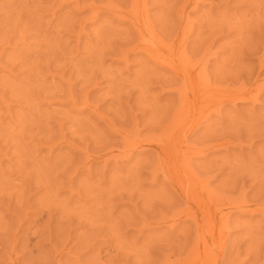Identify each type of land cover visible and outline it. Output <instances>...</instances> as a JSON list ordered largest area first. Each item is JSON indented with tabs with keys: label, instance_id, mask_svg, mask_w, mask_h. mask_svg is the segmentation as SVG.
Listing matches in <instances>:
<instances>
[{
	"label": "rangeland",
	"instance_id": "1",
	"mask_svg": "<svg viewBox=\"0 0 264 264\" xmlns=\"http://www.w3.org/2000/svg\"><path fill=\"white\" fill-rule=\"evenodd\" d=\"M108 1L130 10L131 0H0V264H182L194 254L195 263L207 254L216 264L217 249L199 252L194 223L174 216L184 203L147 165L156 160L154 149L132 145L152 143L151 134L181 123L178 105L186 97L166 91L181 84L162 90L154 77L173 74L145 72L152 62L147 66L145 52L129 49L130 22L91 8ZM261 1L147 0L156 35L166 36L168 45L177 35L185 41L182 48L203 83L193 107L201 120L196 141L227 140L192 157L190 170L200 189L227 209L246 205L230 212L218 264H264V95L257 103L208 107L211 113L204 106L227 87L238 88L247 72L252 81L260 71ZM212 28L220 32L209 51L203 40ZM200 104L203 111H197ZM253 128L259 132L251 134Z\"/></svg>",
	"mask_w": 264,
	"mask_h": 264
},
{
	"label": "bare ground",
	"instance_id": "2",
	"mask_svg": "<svg viewBox=\"0 0 264 264\" xmlns=\"http://www.w3.org/2000/svg\"><path fill=\"white\" fill-rule=\"evenodd\" d=\"M254 2L256 1L257 2V0H253ZM262 1H264V0H262ZM262 1H261V3H262ZM109 2V1H108ZM121 2V1H120ZM122 2H124V0H122ZM126 2H127V0H126ZM253 2V4H255V5H257V3L259 4V2H255L254 3ZM125 3V2H124ZM131 5H129L130 7H129V11H124L122 8H120L122 5V3H119L120 5V7L119 6H116V5H114L113 3H106V4H110V5H107V7L105 6V7H103L104 5H101L102 7H99L100 5L98 4V5H96V6H93V4L91 5V8L93 7V10H94V13H95V11L97 12L98 11V9L99 10H101V12H102V10L103 11H107V10H109V11H111L113 14H114V16L115 17H118V18H120V19H122V20H128L129 22H130V25H131V27H132V29H133V31H134V33H129L128 31V33L131 35L132 34V37L131 36H129L130 38H128L127 37V39H131V44L129 43V44H127L128 46H126V47H128L129 49H135V51H136V49L138 48V49H140L142 52H145V54H146V60H145V62H146V64H147V66H148V63H150V62H152V64H151V66H149V71H148V69L146 68L145 69V72H146V70H147V74H148V72H151V74H153L154 76L155 75H157V73L159 74V72H160V70H165V71H169V72H171L173 75L171 76H167L166 75V77H163V78H161L160 77V80H159V77L158 78H156V76L154 77V79L155 80H158L157 82H158V86H160L161 88H162V90H164V89H166V84H168V83H174V82H180V88L178 87V88H174V87H172V88H170V87H167L168 88V90H166L167 92L169 91V90H172V91H178V92H180V93H182L181 94V97H183V96H185L186 97V99L184 98V102H183V104H180L179 103V105H178V107L179 106H181V109L182 110H180L181 112L183 111L184 112V117L182 116V121H181V123H179V124H177V125H174L173 126V124H171V125H169V126H171V127H169L168 129H163L162 128V133H160V135L159 136H157V134H151V135H155L156 137H154V136H152V141H154V142H152V143H150V142H148V143H146V139H144L145 140V143L146 144H143L144 142H140V141H137V142H133V146L134 147H137V148H141V147H144V146H146V148L147 147H150V148H152V149H154V151L156 152V160L153 158V163H152V165H150V163L149 162H147V165H149L150 167L152 166V170L154 171H152V170H150L149 168L150 167H148V169L150 170V172L152 171L153 173H157V172H159L161 175H163L165 178H166V180H167V182H168V184L170 185V188H168V189H172V190H175L176 192H177V196H178V198H177V200L178 201H181V202H183L184 203V206L182 207V205H181V207L179 208V209H181V210H178V211H176L175 212V214H174V211L172 210V215L174 214V216H179V215H181L182 216V221H192L193 223H194V228L193 229H191V230H193V232H195L196 233V235H197V240H198V242H197V244H198V246L197 247H199V249H197V250H199V252H201V253H203L202 251L203 250H209L210 252H212L213 250L212 249H214V248H216L217 249V251H218V255L216 256V259H215V261H213V263L215 262L216 264H218L219 263V260H220V258H223L222 257V254L224 253L223 252V249H224V246H225V238H226V233H225V231H226V229H227V227L229 226V223H230V212H231V210L233 209H242V210H239V211H244L245 209H246V205H245V203H244V201H242L243 203L242 204H240L241 203V201H240V203H238L239 205H237V206H235L234 204L232 205V203L234 202H232L231 203V205H232V207H230L229 208V206L230 205H228V209H227V206H224V205H222V201H220V202H218V200L212 195V194H210V192L208 191V190H203V189H200V187H199V181H198V179L196 178V176L194 175V173H193V171H191L190 170V161L192 160V157L194 158V157H199V156H203V155H206L207 154V152H208V149H210L211 148V150L213 149V147L215 148V147H218V148H221V146H226L227 145V140L226 141H223V143H220V144H218V143H216V141L215 140H213L212 138V140L213 141H215V143L212 141L211 142V140H206V142H204V144L202 143V145H201V142L199 143L198 141L199 140H197L196 141V136H195V134L197 133V131H198V129H199V125L201 124V120L199 119V118H197L196 117V114H195V112L193 111V107H194V109H195V106H194V104H196V102H197V100H198V97H196L197 95H199L200 94V90L202 89L201 87V84H203V83H200V81H199V76H198V74H197V71H195V69H194V66H193V64L189 61V59L186 57V55H185V51L183 50V46H182V44H184V40L183 39H180V40H178L180 37H178V35L176 36V38H178L177 39V41L176 40H174V44H173V42L171 43L172 45H168L167 43H164V41H163V39L164 38H166V36L164 37V38H162V40L160 39V37H158L157 35H156V33H155V31H154V29H153V27L150 25L151 23H149L150 21V19L148 20L147 19V0H131V2H129ZM260 3V4H261ZM100 4H102V3H100ZM118 4V3H117ZM252 4V5H253ZM95 5V4H94ZM255 5H253L254 7H255ZM123 6H125V5H123ZM262 6V5H261ZM90 7V6H89ZM258 6H256V8H257ZM261 8V7H260ZM259 8V11H262V10H264V7H262V9H260ZM256 11H257V9H255ZM108 12V11H107ZM255 12V11H254ZM262 12H264V11H262ZM110 13V12H109ZM111 13V14H112ZM112 14V15H113ZM258 14H259V12H258ZM254 15H257L256 13L254 14ZM261 15H264V14H261ZM251 17V16H250ZM257 17V16H256ZM258 17H260V16H258ZM258 17L256 18V19H258ZM262 17H264V16H262ZM117 18V19H118ZM252 18V17H251ZM261 18V17H260ZM259 18V19H260ZM119 19V20H120ZM181 19H182V17H181ZM180 19V20H181ZM255 19V22H257L258 20H256ZM262 19V18H261ZM250 21H251V19H249ZM262 20H264V19H262ZM212 21V20H211ZM211 21H209V23L211 22ZM253 21H254V19H253ZM123 22V21H122ZM261 22V21H260ZM209 23H207V25L209 24ZM212 23V22H211ZM211 23L209 24V25H211ZM246 23H247V21H246ZM246 23H244V24H246ZM249 23V22H248ZM254 24V23H253ZM259 24V23H258ZM222 25V24H221ZM221 25H218L217 26V24H215V26H217L216 28L218 29V28H221V27H219V26H221ZM256 25V24H255ZM260 25V24H259ZM259 25H258V28H259ZM261 25H264V23H262ZM212 27H213V24L211 25ZM224 26H229L228 24L227 25H224ZM223 27V26H222ZM227 27H226V29H227ZM214 28V27H213ZM212 28V31H210L211 32V35L209 36V34H208V38H206V40H205V38H204V40H203V42H205V43H208V44H203V42H202V44H203V48H204V46H205V50L206 49H208L209 51L211 50V49H209V48H211V44H212V41L214 40V38H215V34L217 35V31H219V30H217V29H213ZM255 28V27H254ZM186 29V28H185ZM211 29V28H210ZM253 29V28H252ZM262 30H264V29H262ZM132 31V32H133ZM213 31H216V33H212ZM256 31V30H255ZM126 32V33H127ZM220 32V31H219ZM257 32V31H256ZM209 33V32H208ZM261 33V32H260ZM259 33V34H260ZM183 33H181V37H185V36H183L182 35ZM187 34V33H186ZM261 35V34H260ZM262 35H264V34H262ZM187 36V35H186ZM125 37H126V35H125ZM127 39H124V40H127ZM136 42H135V41ZM185 40H186V38H185ZM133 42V43H132ZM135 42V43H134ZM214 42V41H213ZM125 44V43H124ZM201 43H200V46L202 45ZM199 46V47H200ZM125 47V45H124V49L126 48ZM183 47V48H182ZM202 48V49H203ZM129 49H128V51H129ZM204 50V52H206ZM207 50V51H208ZM131 51V50H130ZM204 52H203V54H204ZM207 53V52H206ZM199 55V54H198ZM201 55V54H200ZM210 55V54H209ZM242 55V54H241ZM203 59V58H202ZM197 60V59H196ZM262 61H264V59H262ZM261 60H260V64L261 65H259L260 67V71L257 73V76H255V79L253 80L252 79V81H250L251 79H250V76H252V75H249L250 73H248L247 72V74L248 75H243V76H241L242 75V73H241V75H239L240 73L239 72H236V74L238 75H236L235 73V76L237 77V79L235 78V76L233 77V76H231L232 78H235V80H237L238 81V77L239 76H241L242 77V79L244 78V77H247L246 78V80H243L242 82H241V80H240V82H241V84H240V86L238 87V88H235V89H231V88H229V89H227L226 87V89L225 90H223V91H220V93L218 92V95L216 94V97L218 96V98L216 99V97L214 96V97H212L215 93H213L212 95H210L209 94V92H208V94H209V96L211 97V100H213V98L214 99H216V101H214V102H212L210 105H209V103H207L206 105H204L205 106V108H206V110H208V107H209V110H210V107H213V109H214V106L215 105H219L220 107H222L223 105H225L226 103H230V104H234L235 102H240V103H245V102H252V103H257L258 102V98L260 97V95H264V89H262V87H264V86H262V85H264V83H262V82H264V81H262L261 79H264V65H262V62ZM144 62V61H143ZM144 62V63H145ZM239 62L240 61H238V66H240V64H239ZM197 63H199L198 61H197ZM208 63V62H207ZM206 63V64H207ZM223 65V64H222ZM242 65V64H241ZM143 66H145V65H143ZM146 66V67H147ZM262 66V67H261ZM223 67V66H222ZM203 68V67H202ZM205 68V67H204ZM220 68H221V66H220ZM224 68V67H223ZM222 68V70L224 71V69ZM227 68V67H226ZM240 68H242V66H240ZM197 69H200V68H198L197 67ZM233 71V68L231 69H228V71ZM221 71V70H220ZM222 71V72H223ZM226 71V70H225ZM236 71V70H235ZM237 71H239V70H237ZM169 72H167V73H169ZM222 72H221V74H222ZM230 72V73H231ZM245 72V71H244ZM243 72V73H244ZM226 74L228 73L227 71L225 72ZM206 74V73H205ZM233 74V75H234ZM203 75V74H202ZM207 75V74H206ZM228 76H230V74H227ZM226 75V76H227ZM221 76V75H220ZM219 76V77H220ZM223 76V75H222ZM225 76V77H226ZM227 76V77H228ZM227 77H226V80H227ZM249 77V78H248ZM208 78V77H207ZM229 78V77H228ZM240 78V77H239ZM154 79H152V80H154ZM223 78H221L220 80H222ZM229 79H231V78H229ZM228 79V80H229ZM219 80V81H220ZM224 80V79H223ZM223 80L221 81V82H223ZM234 80V79H233ZM248 80H249V86L250 87H248V88H246L247 86H245L246 85V83L245 82H247L248 83ZM199 81V82H198ZM209 80H207L206 81V84L208 85V82ZM237 81H235L236 83H237ZM156 82V81H155ZM220 82V83H221ZM225 82V81H224ZM234 82V81H233ZM234 82V83H235ZM239 82V81H238ZM239 82V83H240ZM250 82H252L251 84H250ZM235 83V84H236ZM261 83V84H260ZM206 84H205V86H206ZM226 84V83H225ZM248 85V84H247ZM261 85V86H260ZM204 86V85H203ZM210 86V85H209ZM207 87V86H206ZM224 87V86H223ZM222 87V88H223ZM170 88V89H169ZM161 90V89H160ZM213 91V90H212ZM198 92V93H197ZM207 93V92H206ZM211 93V92H210ZM203 94H205L204 92H203ZM187 97H188V99H187ZM207 97V96H206ZM210 97H209V99H210ZM208 98V97H207ZM206 99V98H205ZM210 100V101H211ZM199 101H201V100H199ZM203 101V100H202ZM206 102V101H205ZM219 102V103H218ZM203 105V104H202ZM199 107L201 106V104L200 105H198ZM204 106H203V109H204ZM187 109V110H186ZM202 109V107H200V108H198V110L197 111H199V110H201ZM203 109L201 110V111H203ZM213 109H211V110H213ZM216 109H217V107H216ZM215 109V110H216ZM208 110V111H209ZM210 110V111H211ZM214 110V111H215ZM219 110V109H218ZM179 111V112H180ZM209 111V112H210ZM214 111H212V112H214ZM217 111V110H216ZM182 112V113H183ZM185 112H186V116H185ZM218 113H220L219 111H217ZM177 113V112H176ZM187 113H188V115H187ZM207 114H206V116H209L210 114H208V112H206ZM211 113V112H210ZM216 113V112H215ZM217 113V114H218ZM180 114V116H181V113H179ZM167 115V114H166ZM200 115V114H199ZM158 116V115H157ZM177 116V115H176ZM218 116H220V115H218ZM167 118V117H166ZM171 118H173V117H171ZM184 118V119H183ZM161 119V118H160ZM166 120V119H165ZM173 120V119H172ZM171 120V121H172ZM174 120H177V119H174ZM158 121V120H157ZM160 121H163L164 122V117H163V120H160ZM202 121H203V119H202ZM207 121V120H206ZM209 121V120H208ZM173 122V121H172ZM174 122H176V121H174ZM160 123V122H159ZM165 123V122H164ZM163 123V124H164ZM156 124V123H155ZM161 124H162V122H161ZM166 124V123H165ZM168 124V123H167ZM186 124V125H185ZM154 126V125H153ZM157 126H159V124L157 125ZM156 125H155V128L157 127ZM166 127H167V125H166ZM255 128V127H254ZM253 128V130H254V133H251V134H256V133H258L259 132V130H258V132L256 131L255 132V130H257V129H254ZM153 129H154V127H153ZM152 129V130H153ZM186 129H188V133L190 134L189 136H185V134H187L186 132ZM250 129H252L251 127H250ZM249 130V128L247 129V131ZM262 130V129H261ZM155 131V130H154ZM153 131V132H154ZM186 131V132H185ZM262 131H264V130H262ZM251 132H253V131H251ZM156 133V132H155ZM250 133V132H249ZM248 133V134H249ZM262 133H264V132H262ZM261 133V134H262ZM151 135H150V138H151ZM126 136V135H125ZM195 137V140H193V145H188V141L190 140V139H192V138H194ZM252 136H254V135H252ZM251 136V137H252ZM127 137V136H126ZM155 139H154V138ZM211 137V136H210ZM210 137L208 138V139H210ZM229 137H231V136H229ZM149 138V137H148ZM149 138V139H150ZM216 138H219V137H216ZM258 137L256 136V139H257ZM260 138V137H259ZM258 138V139H259ZM136 139V138H135ZM148 139V140H149ZM198 139V138H197ZM254 139H255V137H254ZM137 140V139H136ZM135 140V141H136ZM144 140H142V141H144ZM147 140V141H148ZM224 140V139H223ZM132 141V140H131ZM202 141H204V140H202ZM217 141H218V139H217ZM219 141H220V139H219ZM218 141V142H219ZM228 141H230V140H228ZM254 141V140H253ZM139 142V143H138ZM194 142L196 143V144H194ZM221 142H222V140H221ZM226 142V143H225ZM231 142V141H230ZM127 143V142H126ZM129 144H127V145H125V146H128L129 147V145L131 144L130 142H128ZM197 143H199V144H197ZM205 143H206V145H205ZM212 143V144H211ZM214 144H216V145H214ZM228 144H229V142H228ZM233 144V143H232ZM236 144V143H235ZM237 144H240V143H238L237 142ZM249 144H252V141L249 143ZM144 145V146H143ZM201 145V146H200ZM204 145V146H203ZM238 146V145H237ZM145 148V149H146ZM130 149V148H129ZM144 149V150H145ZM148 149V148H147ZM141 150H142V148H141ZM210 150V151H211ZM215 150V149H214ZM217 150V149H216ZM213 151V150H212ZM152 157V156H151ZM148 160V159H147ZM154 160H155V162H154ZM146 161V160H145ZM151 161V160H150ZM144 164V163H143ZM145 165V164H144ZM147 165H146V167H147ZM145 169H147V168H145ZM148 169H147V171H148ZM193 170V169H192ZM152 173V174H153ZM154 174V175H155ZM160 175V176H161ZM234 176V175H233ZM250 176H252V175H250ZM247 178H248V176H246ZM261 177V176H260ZM235 179H236V177H234ZM240 178H241V176H240ZM257 178V177H256ZM262 179V178H261ZM261 179H258V180H261ZM165 180V181H166ZM241 180V179H240ZM249 180V179H248ZM251 180V179H250ZM255 181H257V179H255ZM258 182V181H257ZM260 183H262V182H260ZM166 184V183H165ZM261 184H258V187L260 186ZM262 186V185H261ZM261 188V187H260ZM262 188H264V187H262ZM171 191V190H170ZM261 191H264V190H261ZM174 192V191H173ZM163 193H165V192H163ZM169 193V192H168ZM167 195V194H166ZM164 196V195H163ZM171 196V195H170ZM174 196V195H173ZM261 196H262V194H261ZM260 196V197H261ZM169 197V196H168ZM175 197V196H174ZM165 198V197H164ZM175 199V198H174ZM170 200V198L168 199V201ZM176 200V199H175ZM173 201L172 202V205H173V203H175L176 201ZM241 200V199H240ZM236 202H238V201H236ZM169 203V202H168ZM178 203V202H177ZM176 203V204H177ZM227 203V202H226ZM229 204H230V202H228ZM227 203V204H228ZM176 204H174V206H177ZM224 204V203H223ZM170 205H171V203H170ZM170 205L168 206V207H170ZM173 206V207H174ZM170 209V208H169ZM171 210V209H170ZM165 215V214H164ZM174 216H171V218L173 217L174 218ZM163 218V217H162ZM168 218V217H167ZM169 219V218H168ZM167 220V219H166ZM180 221V220H179ZM172 222H174L173 224H172V226L173 225H175V224H177V219H176V217H175V219H174V221H172ZM236 222V221H235ZM171 223V222H170ZM183 223V222H182ZM167 224V223H166ZM170 225V224H169ZM191 225V224H190ZM168 226V225H167ZM171 226V225H170ZM190 229V228H189ZM186 236H187V234H186ZM183 237V236H182ZM181 238V237H180ZM185 239V238H184ZM196 240V239H195ZM184 242V241H183ZM178 243H180V242H178ZM177 243V244H178ZM184 243H186V242H184ZM195 243V242H194ZM181 244H183L182 242H181ZM180 244V245H181ZM196 244V243H195ZM183 246L185 247V245L183 244ZM173 247H174V245H173ZM172 247V248H173ZM175 247H176V245H175ZM174 247V248H175ZM196 247V246H195ZM214 247V248H213ZM177 248V247H176ZM175 248V249H176ZM180 248V247H179ZM212 248V249H211ZM181 249V248H180ZM196 249V248H195ZM174 250V249H173ZM183 249H181V251H182ZM185 250V249H184ZM196 250V251H197ZM198 252V253H199ZM197 253V252H196ZM198 253L196 254V256H198ZM208 253V252H207ZM164 255H166V253H163ZM202 256L201 257H199L198 259H200V260H198V261H196V263L194 262V261H191V260H194V258L196 259L197 257H194L195 256V254H194V256H192L193 257V259H191L189 262H187L188 260H189V258H188V260H186V262L187 263H185V260H184V262L182 263V264H193V263H195V264H210V257L209 256H207V254H206V256H204L203 254H201ZM209 255V254H208ZM224 255V254H223ZM191 256V255H190ZM199 256H200V254H199ZM214 256V255H213ZM212 256V257H213ZM169 258V257H168ZM191 258V257H190ZM210 259V260H209ZM169 260V259H168ZM168 260L166 261V262H168ZM214 260V259H213ZM170 261V260H169ZM172 261V260H171ZM178 261V260H177ZM174 262V261H173ZM172 262V264H174ZM212 262V261H211ZM170 263V262H169ZM177 263H179V262H177ZM212 264V263H211Z\"/></svg>",
	"mask_w": 264,
	"mask_h": 264
}]
</instances>
